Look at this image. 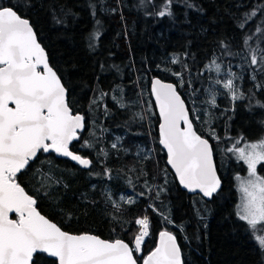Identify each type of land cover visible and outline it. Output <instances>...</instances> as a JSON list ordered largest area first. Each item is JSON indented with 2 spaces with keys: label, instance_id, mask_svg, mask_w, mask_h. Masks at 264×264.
<instances>
[{
  "label": "trees",
  "instance_id": "obj_1",
  "mask_svg": "<svg viewBox=\"0 0 264 264\" xmlns=\"http://www.w3.org/2000/svg\"><path fill=\"white\" fill-rule=\"evenodd\" d=\"M0 2L7 6L16 5L18 0ZM191 2L203 11L174 3L172 17H159L149 13L158 11L162 0H154L155 7L141 5L139 0H32L31 9L24 8L21 0L20 12L31 19L51 66L68 89L69 106L73 113H80L87 120V130L81 133L83 139L74 141L72 150L92 159L97 171H102L106 164L112 169L113 179L89 176L87 169L68 160L52 153H40L39 159L31 162V168L18 175V183L36 199V207L42 214L70 233H92L104 239L131 243L138 231L135 219L148 215L150 235L141 256L153 248L157 233L165 228L176 235L183 264H264V255L254 235L246 230V223L238 219L235 210V174H242L245 167L222 150L228 138L243 137L245 141H254L261 137L264 109L249 111L246 107L249 101L245 99L236 102L235 112H224L232 105L221 94L217 96L219 109L212 110L216 117L212 126L221 139H212L209 125L202 122L207 119L203 115L207 98L204 89L210 86L216 74L205 72L201 75V70L215 54L225 71L231 64V70L241 74L242 68L237 66L241 64L239 58L221 56V41L230 45L232 51L240 50L244 32L237 27V20L255 7L258 0ZM259 2L264 3V0ZM89 4L96 5L95 16ZM53 7L58 14L63 7L76 15L67 17V26H57L51 20ZM113 8L116 9L114 13ZM260 22L258 16L245 32H254ZM97 30L100 37L91 40L94 48L89 47V38ZM173 55L186 63L190 72L183 71L181 64L172 65ZM157 65L182 71L185 84L181 86L176 76L157 69ZM247 67L244 65L243 71L246 78L250 74ZM152 77L174 83L187 107L200 114V119L191 118L196 131L212 144L222 181L221 189L209 201L181 190L165 164L164 152L157 142L158 117L149 92ZM236 83L247 93L254 82L245 79ZM194 88L200 91L194 94ZM120 89L127 109L115 106L111 100V95H118ZM101 91L109 96L98 107L92 105ZM256 99L264 101V95L257 92ZM105 104L111 110L107 118L103 115ZM137 114L144 119H138ZM101 125L106 132L101 133ZM93 131L95 137L90 135ZM101 136L96 143V138ZM117 137L122 138V150L118 152L111 149ZM84 139L96 143V149L81 148ZM101 147L110 153L106 159L97 158ZM145 180L149 185L166 189L159 200L138 196L144 191ZM106 194L121 205L119 212L106 202ZM151 195L155 196V192ZM122 197H131L135 203L126 204ZM149 204L169 214L174 223H165ZM34 258L37 264H54V259L45 254Z\"/></svg>",
  "mask_w": 264,
  "mask_h": 264
},
{
  "label": "snow or ice",
  "instance_id": "obj_2",
  "mask_svg": "<svg viewBox=\"0 0 264 264\" xmlns=\"http://www.w3.org/2000/svg\"><path fill=\"white\" fill-rule=\"evenodd\" d=\"M140 3L155 7L154 0H140ZM174 3L203 11L191 0H162L160 9L149 14L172 17ZM23 7L31 9L32 0H23ZM89 7L95 16L96 5L89 4ZM20 8L21 0L16 5L0 4V264H37L34 257L40 254L55 258L54 264H139L141 259L143 264H183L177 237L168 230L159 232L156 247L147 256L136 255L143 252V245L150 235L148 215L135 219L139 230L131 243L122 239L110 241L91 233L70 234L41 215L36 208V199L17 182L18 174L31 168V162L39 159L40 153H55L69 158L87 169L89 176L113 179L112 169L106 164L102 171H97L92 159L72 150L73 142L83 139L81 133L87 130V120L84 115L73 113L62 77L51 66L48 53L39 42L31 19L22 14ZM50 11L52 23L57 26H67V17L76 15L63 7L59 14L54 7ZM111 11L114 13L116 9ZM258 16L261 22L256 24L255 31L245 32ZM99 23L97 20L96 24ZM237 27L244 32L243 46L239 51H232L230 45L221 41V56L239 58L241 64L237 66L242 68L241 74L233 72L231 64L225 71L222 61L218 62L220 58L215 54L201 70V75L205 72L216 74L215 78H211L210 86L204 89L207 98L203 115L207 119L202 121L209 125V134L215 140L221 139L212 126V120L216 118L212 110L219 109L218 95H224L231 102L232 106L224 112H235L236 102L245 99L249 101L246 106L249 111L253 108L264 109V101L256 99L257 92L264 95V3L258 0L255 7L237 20ZM100 34L97 30L90 36L89 47H95L91 40L98 39ZM170 63L181 64L183 71L190 72L189 66L178 56L173 55ZM244 65L248 66L247 71L250 73L247 78L243 75ZM157 69L176 76L181 86L185 84L182 71L162 68L161 65H157ZM245 79L254 82L253 88L248 89L247 93L236 83L237 80ZM188 86H192L191 81ZM199 91L193 89L194 94ZM151 95L159 110V144L167 151V164L174 170L175 177L184 189L212 198L221 189L222 181L214 164L212 145L208 139L197 134L194 121L190 118L195 116L200 119L198 110L187 108L177 87L159 78L151 80ZM106 96L109 94L101 91L91 102L92 105L98 107ZM111 100L121 109L128 107L122 89L118 95H111ZM110 114L111 110L105 104L103 115L107 118ZM137 116L140 120L144 119L142 115ZM229 119L232 117L229 116ZM93 123L98 124L99 121ZM106 131L101 125V133ZM90 135L95 137L96 134L93 131ZM100 139L102 136L96 138V143ZM121 139L117 137L111 143L112 150H122ZM228 139L232 146L227 147L226 152L233 153L238 161H243L248 172L245 179L236 177L240 180L241 193L236 215L246 223V230L254 235L258 249L264 255V234L257 231L264 232V176L257 173V165L264 163V137L255 142H246L243 137ZM242 142L244 146L240 147ZM96 143L84 139L81 148L95 150ZM109 154L101 147L97 158L106 159ZM44 176L51 179L48 174ZM143 187L144 191L139 192L138 196H147L150 200H159L160 194L166 190L163 186L149 185L147 180ZM153 192L155 196L151 195ZM84 199L87 201L86 197ZM105 199L117 212L120 211L121 205L112 200L110 195L106 194ZM122 199L126 204L135 203L131 197ZM148 207L161 215L165 223H174L171 216L155 204H149ZM10 213H15L16 219H11Z\"/></svg>",
  "mask_w": 264,
  "mask_h": 264
},
{
  "label": "water",
  "instance_id": "obj_3",
  "mask_svg": "<svg viewBox=\"0 0 264 264\" xmlns=\"http://www.w3.org/2000/svg\"><path fill=\"white\" fill-rule=\"evenodd\" d=\"M153 78H158V77H152L151 79H150V84H149V92H150V96H151V100H152V102H153V106H154V108H155V111H156V114H157V117H158V125H157V142H158V145H159V147L161 148V150L164 152V155H165V164H166V166H167V168L171 171V173H172V175L174 176V178H175V181H176V183H177V185L179 186V188L181 189V190H183V191H185L187 194H189V195H200L201 197H202V194H199V193H191V192H189L187 189H184L180 184H179V181H178V179L175 177V173H174V170H172L171 169V166L170 165H168L167 164V151H166V149H164L163 148V146L162 145H160L159 144V124H160V116H159V110H158V108L156 107V104H155V98L151 95V80L153 79ZM160 79V78H159ZM162 82H165V83H172V82H169V81H164V80H162ZM172 84H174V83H172ZM175 85V84H174ZM181 98H182V96H181ZM183 99V98H182ZM184 100V99H183ZM186 107H187V104H186ZM188 108V107H187ZM74 114H76V113H74ZM191 118V117H190ZM193 126H194V124H193ZM194 129H195V127H194ZM196 130V129H195ZM197 134L198 135H200L198 132H197ZM204 138V137H203ZM209 143H210V141H209ZM211 144V143H210ZM212 145V144H211ZM75 152V151H74ZM44 154H48V153H44ZM55 157H57V158H60V159H65V160H68V161H70L71 163H73V164H75V165H77L75 162H73V161H71L69 158H65V157H60V156H58L57 154H55V153H52ZM80 154V153H79ZM213 159H214V153H213ZM214 164H215V166H216V162H215V159H214ZM78 167H80L79 165H77ZM81 168V167H80ZM83 169V168H82ZM217 174H218V171H217ZM19 175V174H18ZM219 176V175H218ZM18 182V181H17ZM22 186V185H21ZM23 187V186H22ZM26 191V190H25ZM27 192V191H26ZM215 195V194H214ZM204 200H206V201H209V200H211V198H207V197H202ZM37 208V207H36ZM37 211L38 212H40L39 210H38V208H37ZM40 214L41 215H43V216H45L44 214H42L41 212H40ZM9 217L11 218V219H16V215H15V213H10L9 214ZM47 219H49L47 216H45ZM50 220V219H49ZM51 222H53V223H55L54 221H52V220H50ZM58 227H60L59 225H57ZM61 228V227H60ZM62 229V228H61ZM63 230V229H62ZM165 230V229H164ZM63 231H65V230H63ZM168 231H170V230H168ZM67 232V231H66ZM160 232V231H159ZM159 232L157 233V236H156V241H155V245L153 246V248L145 255V256H147L152 250H154V248L156 247V244H157V242H158V239H159ZM70 233V232H69ZM173 233V232H172ZM70 234H76V233H70ZM80 234H82V233H80ZM92 234V233H91ZM94 235H96V234H94ZM98 236V235H97ZM101 238V237H100ZM102 239H104V238H102ZM106 240H108V239H106ZM115 240V239H114ZM134 240V239H133ZM111 241V240H110ZM126 242V241H125ZM46 256H47V254H45ZM136 255H142V253L141 254H136ZM48 257V256H47ZM51 258V257H50ZM52 259H55V258H52ZM139 264H143V262H142V259H141V261H139Z\"/></svg>",
  "mask_w": 264,
  "mask_h": 264
},
{
  "label": "rangeland",
  "instance_id": "obj_4",
  "mask_svg": "<svg viewBox=\"0 0 264 264\" xmlns=\"http://www.w3.org/2000/svg\"><path fill=\"white\" fill-rule=\"evenodd\" d=\"M140 1V0H139ZM1 3V2H0ZM264 137V134L259 137L258 139L254 140V141H246V142H255L258 141L260 138ZM239 138V137H237ZM245 141V140H244ZM232 146V142L230 140L226 141L223 144V152L225 153V155H229L233 160L240 162L244 165V172L242 174H235V190L237 192V201H236V205H235V210L237 212V206L240 204L241 202V193L239 191V184H240V180L236 179L237 176H239L242 179L247 178L248 176V172H247V166L243 163V161H238L235 157V155L233 153H228L226 152V148L227 147H231ZM240 147L244 146V143L242 142L240 145ZM257 173L258 175L264 176V163L257 165ZM143 217V216H142ZM150 229H151V223H150ZM165 229V228H164ZM139 230V229H138ZM259 234H264V232H260L259 229L257 230ZM138 232V231H137ZM137 234V233H136ZM146 244V243H145ZM144 246V245H143Z\"/></svg>",
  "mask_w": 264,
  "mask_h": 264
}]
</instances>
